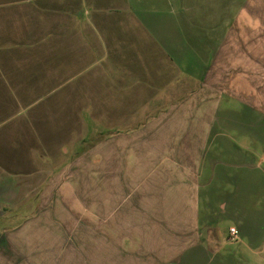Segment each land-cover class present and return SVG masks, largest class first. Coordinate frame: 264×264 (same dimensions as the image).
I'll use <instances>...</instances> for the list:
<instances>
[{
  "label": "crops",
  "instance_id": "crops-1",
  "mask_svg": "<svg viewBox=\"0 0 264 264\" xmlns=\"http://www.w3.org/2000/svg\"><path fill=\"white\" fill-rule=\"evenodd\" d=\"M0 264H264V0H0Z\"/></svg>",
  "mask_w": 264,
  "mask_h": 264
},
{
  "label": "rangeland",
  "instance_id": "rangeland-1",
  "mask_svg": "<svg viewBox=\"0 0 264 264\" xmlns=\"http://www.w3.org/2000/svg\"><path fill=\"white\" fill-rule=\"evenodd\" d=\"M88 151L90 150L89 148L87 149ZM88 158L84 157L83 158V163H82V169H83V172H88L89 169L87 167V164L85 161H87ZM84 188L87 187V186H83ZM36 197H31V198H28L29 200L34 201ZM9 213H6V215H8ZM11 215H14V214H10ZM28 215L27 212H24V211H19L18 214H15V218L16 220L18 221L19 225H24V223L27 221V218L26 216Z\"/></svg>",
  "mask_w": 264,
  "mask_h": 264
},
{
  "label": "built area",
  "instance_id": "built-area-1",
  "mask_svg": "<svg viewBox=\"0 0 264 264\" xmlns=\"http://www.w3.org/2000/svg\"><path fill=\"white\" fill-rule=\"evenodd\" d=\"M230 234H231L232 240H235L237 238V231L234 228L230 229Z\"/></svg>",
  "mask_w": 264,
  "mask_h": 264
}]
</instances>
